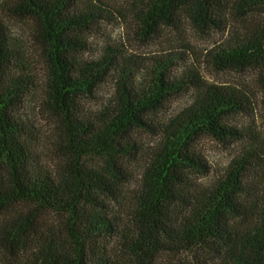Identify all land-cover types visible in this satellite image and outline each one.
<instances>
[{
    "label": "trees",
    "instance_id": "1",
    "mask_svg": "<svg viewBox=\"0 0 264 264\" xmlns=\"http://www.w3.org/2000/svg\"><path fill=\"white\" fill-rule=\"evenodd\" d=\"M230 4L242 17L259 11L261 19L218 45L212 58L224 68H257L264 93V0H130L119 18L155 32L185 15L202 31H224ZM4 5L35 23L60 162L50 171L34 149L35 124L22 113L33 83L25 48L0 15V253L17 254L23 264H264V141L251 143L203 188L190 177L209 172L197 150L203 137H243L229 124L250 110L243 92L192 80L194 70L170 77L173 59L138 63L117 43L83 58L80 35L113 21L110 6L84 0ZM105 83L110 95L86 108L87 97ZM189 84L196 88L190 106L156 120ZM148 131L157 136L149 148L140 141ZM134 162L139 178L127 203ZM14 203L30 208L10 217ZM43 211L56 214L68 236L43 235L35 226Z\"/></svg>",
    "mask_w": 264,
    "mask_h": 264
},
{
    "label": "rangeland",
    "instance_id": "2",
    "mask_svg": "<svg viewBox=\"0 0 264 264\" xmlns=\"http://www.w3.org/2000/svg\"><path fill=\"white\" fill-rule=\"evenodd\" d=\"M101 6H110L114 11L113 21H101L93 25L90 31L80 35L83 58L95 55L105 43L119 44L124 51L137 62L146 61L152 65L154 60L165 58L173 59L170 77L186 76L194 70L190 76L192 80L200 81L206 85H216L225 88L236 89L243 92L249 99L250 110L247 113L236 114L229 119V124L237 126L243 133V137L230 142H222L212 137H203L197 144V150L205 158L209 166L208 173H193L191 182L196 188H203L210 182L215 181L226 171L230 162L239 156L251 143L264 141V103L263 88L260 74L257 68H224L212 58V52L218 45H224L235 34H243L247 28L255 27L260 19L259 11L240 16L234 9L233 4L228 5L223 19L227 23L224 31L198 29L185 15L177 20L175 25H159L156 31H150L148 27L137 24L132 18L125 21L120 17L130 0H84ZM229 3L234 0H228ZM0 0V15L6 24L12 37L16 38L25 48V62L27 73L33 83L30 93L24 101L23 114H27L35 124L34 133L37 140L33 141L35 151L40 156L42 165L55 171L59 162L60 154L57 146H53L57 132L53 119L45 108V95L48 65L40 51L35 35V23L28 19H20L9 13L4 3ZM123 44V45H121ZM188 83H190L188 81ZM111 93L109 83L102 84L95 97H87L85 107H97ZM196 88L189 84L186 89H181L166 101L164 108L157 116L160 118L171 117L190 106ZM157 136L152 132H146L141 137V143L145 147H153ZM139 162L130 166L131 182L126 186V201L130 202L131 196L136 191V179L139 178ZM30 206L24 203L10 205L8 215L15 216L19 212H25ZM59 217L51 212L43 211L36 215V228L43 235L59 233L68 236L67 228L59 224ZM26 261L17 254L6 251L0 253V264H23ZM208 264H214L209 262Z\"/></svg>",
    "mask_w": 264,
    "mask_h": 264
}]
</instances>
